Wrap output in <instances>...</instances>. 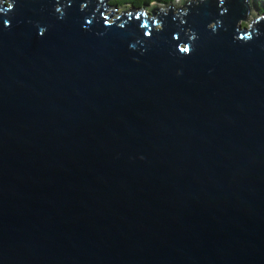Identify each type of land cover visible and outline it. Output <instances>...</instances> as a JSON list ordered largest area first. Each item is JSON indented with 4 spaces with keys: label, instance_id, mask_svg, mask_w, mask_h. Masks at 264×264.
Here are the masks:
<instances>
[{
    "label": "water",
    "instance_id": "95a60500",
    "mask_svg": "<svg viewBox=\"0 0 264 264\" xmlns=\"http://www.w3.org/2000/svg\"><path fill=\"white\" fill-rule=\"evenodd\" d=\"M67 3H0V264H264V13Z\"/></svg>",
    "mask_w": 264,
    "mask_h": 264
},
{
    "label": "snow or ice",
    "instance_id": "6c2138e0",
    "mask_svg": "<svg viewBox=\"0 0 264 264\" xmlns=\"http://www.w3.org/2000/svg\"><path fill=\"white\" fill-rule=\"evenodd\" d=\"M54 2H55L57 5H59V4L62 3V0H54ZM0 3H5V4L7 5V9H9V10L13 9V8L16 6V0H0ZM220 3H221V5H223L224 0H220ZM87 6H88V5H87L86 2H81V3H80V7H81V8H86ZM69 8H71V0H68V3L65 4L63 8H61V7H57V8L55 9V11L59 14V18H60V19H63V18H64V14H65L66 9H69ZM3 11H5V9H4L3 7H0V12H3ZM128 15L131 17L132 13L129 12ZM221 15H223V13H222ZM137 19H139V16H137ZM184 22L187 23V21H184ZM86 23H87V24H91L92 21L89 20V21H87ZM105 23H108V19H107L106 17H105ZM156 23H159V21H156ZM3 25H4V26H9V25H10V22H9L8 20H4V21H3ZM141 26H142V27H145V28L147 27L146 24H143V25H141ZM213 27H215V25H213ZM41 34H43V31L41 32ZM144 35H146V36H151L152 33H151L150 31H146V32L144 33ZM177 39H178V37H177ZM180 51H181V52H185V53H190V52H191V47H190V46H184V47H181V48H180Z\"/></svg>",
    "mask_w": 264,
    "mask_h": 264
},
{
    "label": "trees",
    "instance_id": "16d2710c",
    "mask_svg": "<svg viewBox=\"0 0 264 264\" xmlns=\"http://www.w3.org/2000/svg\"><path fill=\"white\" fill-rule=\"evenodd\" d=\"M174 0H110L109 4L116 8H127V7H135L141 8L143 6L150 7L152 4L158 5H167L173 3ZM253 6L255 10L259 14L264 13V0H252ZM129 5V6H125Z\"/></svg>",
    "mask_w": 264,
    "mask_h": 264
},
{
    "label": "rangeland",
    "instance_id": "374dc122",
    "mask_svg": "<svg viewBox=\"0 0 264 264\" xmlns=\"http://www.w3.org/2000/svg\"><path fill=\"white\" fill-rule=\"evenodd\" d=\"M109 1L110 0H107V3H109ZM180 0H174V7H176L177 6V3L179 2ZM153 5V4H152ZM154 5H158V4H154ZM169 5V4H168ZM125 6H129V5H125ZM163 6H166V5H163ZM121 8H123V7H121ZM121 8H116L115 10H118V9H121ZM129 8H132V7H127V9H129ZM149 10V9H148ZM254 12V11H253ZM255 13V12H254Z\"/></svg>",
    "mask_w": 264,
    "mask_h": 264
}]
</instances>
